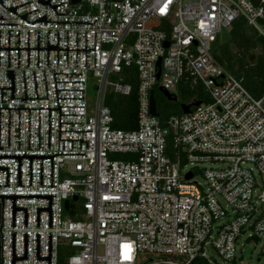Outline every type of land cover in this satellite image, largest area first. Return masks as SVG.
I'll use <instances>...</instances> for the list:
<instances>
[{
  "label": "built area",
  "instance_id": "obj_1",
  "mask_svg": "<svg viewBox=\"0 0 264 264\" xmlns=\"http://www.w3.org/2000/svg\"><path fill=\"white\" fill-rule=\"evenodd\" d=\"M43 1V0H42ZM47 2L48 0H44ZM18 7L29 22L47 16L48 22H95V24H30L7 8ZM0 3L2 26L0 48L67 49L95 51L0 50V88H12L7 71L15 72L12 90L0 89V155L54 156L53 185L51 159H22V184L18 187V159H0V195H55L52 227L49 199H16V227H12L13 199H4L3 264H12V234H16V257H24V234H28V260L15 264H48L36 259V235L40 234V257L59 264L61 248L70 255L67 264H242L239 249L247 242L264 254V92L253 96L242 81L229 73L215 57L220 36L244 18L264 38V0H50L54 9L38 0H4ZM61 3H67L62 4ZM60 5V6H59ZM157 21L154 27L149 25ZM160 63V66L158 65ZM136 68L138 76V128H113L114 117L105 105L109 94L128 97L133 92L124 72ZM46 77L47 93L44 79ZM83 82V83H56ZM81 74V75H70ZM99 96L91 105L90 82ZM189 82L202 89L208 102L192 100L188 114L165 117L159 112L157 89L174 98L180 86ZM83 90V91H57ZM58 94V100H57ZM152 95L157 116L152 114ZM165 99H167L165 97ZM59 102V107H58ZM170 102V101H169ZM201 102L199 107L194 106ZM182 105V104H181ZM83 107V108H75ZM88 142V149L87 144ZM81 146V149H80ZM210 165L211 168H201ZM192 175V178H188ZM202 178V182L199 180ZM75 198H78L75 201ZM69 202V210L65 203ZM2 213V198H0ZM2 234L1 257H2ZM260 257L258 264H263Z\"/></svg>",
  "mask_w": 264,
  "mask_h": 264
},
{
  "label": "trees",
  "instance_id": "obj_2",
  "mask_svg": "<svg viewBox=\"0 0 264 264\" xmlns=\"http://www.w3.org/2000/svg\"><path fill=\"white\" fill-rule=\"evenodd\" d=\"M215 57L217 61L229 73L234 75L247 90L256 98H260L264 92V38L257 30L251 27L244 18L237 20L229 32V39L225 44L216 47ZM126 83L133 87V92L128 97L109 94L105 105L110 108L114 117L113 128L122 131H134L138 128V76L136 68L124 72ZM179 94L184 99L208 102L202 89H192L189 82L180 86ZM163 98V106L172 105ZM184 100V103H188ZM158 104V102H157ZM183 104V103H182ZM178 109L173 115H179ZM165 117H169L167 113ZM70 252L67 248H61L59 252V264H67Z\"/></svg>",
  "mask_w": 264,
  "mask_h": 264
},
{
  "label": "water",
  "instance_id": "obj_3",
  "mask_svg": "<svg viewBox=\"0 0 264 264\" xmlns=\"http://www.w3.org/2000/svg\"><path fill=\"white\" fill-rule=\"evenodd\" d=\"M4 0H0V3L4 6L3 3ZM78 1V0H75ZM38 2L41 5H46L54 9L56 13V8L58 6L51 5L50 0L45 2L44 0H38ZM32 2H28L16 7L7 8L9 11L14 13L16 16L21 18L22 20L34 24V23H40L44 26H47V24H95V22H48L47 16H43L39 19H37L34 23L29 22L27 20V15L31 14L35 11H32L30 13H27L24 16H20L17 14L16 9L18 7L25 6L27 4H30ZM67 4V3H61ZM60 6V5H59ZM56 15H66V14H57ZM0 19H5L3 16H0ZM2 26H20L18 24H0ZM39 41H40V34L38 33V48L37 49H30V32H28V48H20V31H18V48H10V31H9V48H0V50H8V67H10V50H18V68H20V50H28V68H29V56H30V50H38V64L37 68H39V51H48L47 54V68H49V51H57V67H59V51H67V67H68V51H77V59H78V51H95V68H96V32H95V50L94 49H87V32H86V49H78V32H77V49H69V32H67V49H59V33H58V39H57V45H49V32H48V49H39ZM0 43H1V31H0ZM160 66V63L158 64ZM34 72V81H35V89H36V97L37 99H28L27 98V89H26V80H25V71H23L24 74V85H25V97L26 99H15V72L14 71H7V79L12 80V88H0L2 89V102H3V89H11L12 90V101H25V100H48V93H47V85H46V77H45V71H44V79H45V86H46V93L47 98H40L38 97V90H37V84H36V77H35V71ZM54 72V79H55V86L56 83H83V82H56V76L55 71ZM70 75H81V74H70ZM57 91H83V90H57L56 87V93ZM165 97L170 102H178L177 98L172 97L168 93L164 92ZM57 100H58V94H57ZM201 105V102H196L194 106L199 107ZM192 105H185L182 104L181 108L183 109L184 113L188 114L190 112ZM59 107V102H58ZM75 108H83V107H75ZM152 114L157 116V104L155 101L154 96L152 95ZM1 109H9V137H8V148L10 149V110H19V149H20V110H29V149H30V111L31 110H39V149H40V110H49V149H50V132H51V110H59V141H81L84 142V140H61V132H93V130H87V131H61V124H83V123H61V116H83V115H61V107L58 109H29V108H0ZM0 129H1V111H0ZM87 149H88V142ZM2 149V148H0ZM81 149V146H80ZM58 155H87L86 154H57ZM54 156H16V155H0V159H18V187H24L21 186L22 184V159H30V186L32 187V160L33 159H41V187L43 186V159H51V186L48 187H56L53 185V157ZM0 170H7V183L4 187H9V168H0ZM188 178H192V175H189ZM1 187V186H0ZM53 197L55 195H0V198H2V227L4 226V199H13V211H12V227H16V211H25V227H28V208H16V199H49V208H37V224L36 227H40V211H49V227H52V209H53ZM78 198H75V201H77ZM65 210H69V202L65 203ZM2 234V233H1ZM3 248H4V234H2V264H3ZM36 259L37 260H45L48 261V264H51L52 260V234H49V257H40V234L36 235ZM15 260H28V234H24V257H16V234H12V264H15Z\"/></svg>",
  "mask_w": 264,
  "mask_h": 264
},
{
  "label": "rangeland",
  "instance_id": "obj_4",
  "mask_svg": "<svg viewBox=\"0 0 264 264\" xmlns=\"http://www.w3.org/2000/svg\"><path fill=\"white\" fill-rule=\"evenodd\" d=\"M157 21H153L149 26L154 27L156 25ZM229 39V32H226L220 36L218 39V42L216 44V47L225 44ZM99 93L97 89L95 88V82L91 81L89 85V91H88V99L91 105H95L98 100ZM162 93L159 92L157 89L156 92V100L158 102V109L159 112L162 114L167 113L168 115H173L177 112L178 109H180V106L182 103H184V96L181 94H178V102H170L172 105L170 106H163L162 104ZM164 97V96H163ZM167 100V99H165ZM169 102V101H168ZM187 102H190L188 100ZM201 168H211L210 165H202ZM199 180L202 182V178H199ZM238 259L242 264H258V259L261 257L264 260V254H262V251L259 247L254 246L252 243L247 242L244 247H241L239 249ZM264 264V262H263Z\"/></svg>",
  "mask_w": 264,
  "mask_h": 264
},
{
  "label": "flooded vegetation",
  "instance_id": "obj_5",
  "mask_svg": "<svg viewBox=\"0 0 264 264\" xmlns=\"http://www.w3.org/2000/svg\"><path fill=\"white\" fill-rule=\"evenodd\" d=\"M165 98V97H164ZM168 101V100H167ZM1 218H2V213H1V206H0V236H1ZM0 264H2V257H1V240H0Z\"/></svg>",
  "mask_w": 264,
  "mask_h": 264
}]
</instances>
